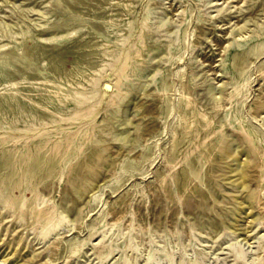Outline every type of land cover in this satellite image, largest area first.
<instances>
[{"label": "rangeland", "instance_id": "rangeland-1", "mask_svg": "<svg viewBox=\"0 0 264 264\" xmlns=\"http://www.w3.org/2000/svg\"><path fill=\"white\" fill-rule=\"evenodd\" d=\"M3 134L0 264H264V0H0Z\"/></svg>", "mask_w": 264, "mask_h": 264}, {"label": "bare ground", "instance_id": "bare-ground-1", "mask_svg": "<svg viewBox=\"0 0 264 264\" xmlns=\"http://www.w3.org/2000/svg\"><path fill=\"white\" fill-rule=\"evenodd\" d=\"M124 69H125V66L123 67V69L119 72L116 80H115V87L119 88L120 85L122 84L123 82V79L125 77V74H124ZM15 94V92H14ZM86 101L85 98H81V99H78L77 100V103L78 105H82L84 102ZM94 110V106L93 105H87L85 107H81L77 110L74 111L73 114H71L70 116L68 117H63L61 118L62 121H67V120H77L79 118H85V117H88L92 111ZM23 130H28L27 128L26 129H23ZM22 130H18L17 132H21ZM43 135V132L39 133L38 136H41ZM75 135V132H72V133H68L64 140L66 142H70L73 137ZM13 138L12 137H9L7 136L6 134H3L1 137H0V145H3L5 143H7L8 141L12 140ZM207 139V136L205 137L204 139V142L205 140ZM54 148V152L57 151L58 149V144H55L53 146ZM82 147L79 146V149H81ZM39 149H40V146L38 148H35L36 150V153L35 154H30L28 157H29V164L26 166L24 172H25V176H24V179L23 180H20L16 185L15 187L17 188H20L24 183L27 184V189L29 190H33V187L36 185V183L34 182L35 178L36 177H39L38 175L41 173V172H46V171H49L50 168H51V160L52 159H44V160H41L44 158V156L40 155L39 154ZM246 150H244V153H245ZM224 154L227 155V151L224 150L223 151ZM99 161L98 163L96 164L95 162L92 164L90 162H88V166H89V172L86 174L87 176H91V175H95L97 172H96V169L95 167L96 166H101L103 165V162L104 160L102 159V156L98 157ZM86 164V163H84ZM83 164V166H81V168H83L85 165ZM96 164V165H95ZM243 171V174H244V170ZM95 177V176H94ZM91 180L90 183L92 182V176L89 177ZM5 179V176L1 175L0 176V181H3ZM34 180V181H33ZM85 184V183H84ZM94 184V183H93ZM83 184H81L80 186H82ZM86 185V184H85ZM90 185V184H88ZM92 185V184H91ZM29 186H32V187H29ZM90 187V186H89ZM92 188V187H91ZM3 191L0 189V197L3 195ZM96 198H94L95 200ZM4 203L9 207V208H13V209H16L18 208V205L20 204L19 206V209H18V212H19V215L22 216L24 210L22 209V203L23 202H19L18 201V198L15 197V196H11V199H6L4 198ZM32 215L35 219V222H43V228L42 230L40 231L38 237H40L41 239L45 238L49 232H58L59 229H60V226L63 224V221L62 220H59L57 222H53L54 221V218H55V212H54V209L53 207H46V208H40L38 206H35L32 208ZM21 218V217H20ZM47 225H49L48 227H46ZM101 236V235H99ZM102 238V237H101ZM101 238H100V242H101ZM131 247V246H130ZM112 253H113V250L112 248H108L103 256V260L107 259V258H113L112 256ZM111 256V257H110ZM234 260L241 264L243 263V255L242 254H239L238 252L234 253ZM166 260L167 262H171L172 261V258L169 256V255H166ZM184 261V257H181V260H180V264H182ZM124 264H126V261L123 262ZM153 264H158V262H154ZM192 264H199V262H193Z\"/></svg>", "mask_w": 264, "mask_h": 264}]
</instances>
